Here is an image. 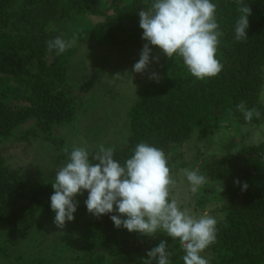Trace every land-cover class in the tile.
<instances>
[{
	"label": "trees",
	"instance_id": "obj_1",
	"mask_svg": "<svg viewBox=\"0 0 264 264\" xmlns=\"http://www.w3.org/2000/svg\"><path fill=\"white\" fill-rule=\"evenodd\" d=\"M127 1L0 0V258L5 264H56L62 259L69 260L65 264L138 262L140 234L116 228L110 219L115 211L100 217L91 215L81 195L74 198L79 206L76 213L91 217L75 219L81 243L77 253L68 242L57 241L49 260L32 258L29 250L40 238L36 230L39 215L46 214L51 223L54 220L50 208L54 190L31 184L7 164L1 151L9 139L19 136L22 142L31 144L42 137L57 150L55 162H67L65 149H71L55 140L53 132L75 118V94L66 83L69 59L75 52L71 48L59 56L49 52L47 42L64 37L65 30L50 34L46 28L53 19L70 24L80 23L82 17L89 21L94 17L114 19L115 26L97 23L82 30L79 41L105 45L120 53L143 47L147 41L141 38L139 11L147 10L151 1L142 4L130 0L122 6ZM214 2L222 32L216 53L222 71L214 78L198 81L179 58L170 60L163 55L160 81L143 85L127 112L126 143L106 147L113 148L114 158L121 162L140 142L162 149L175 185L185 168L205 175L207 182L194 193V206L201 213L214 207L209 213L218 220L217 239L205 250L213 258L212 264H264V141L225 156H204L200 147L230 120H237L243 127L264 124L260 102L264 84V0H244L251 14L248 38L242 42L234 39L240 5L236 0ZM151 47L152 54H162ZM242 102L246 109L259 111L260 117L246 122L237 109ZM237 180L247 184L245 191ZM174 248L177 252L172 264H183L184 252L178 240ZM64 253L70 256L64 257Z\"/></svg>",
	"mask_w": 264,
	"mask_h": 264
},
{
	"label": "clouds",
	"instance_id": "obj_2",
	"mask_svg": "<svg viewBox=\"0 0 264 264\" xmlns=\"http://www.w3.org/2000/svg\"><path fill=\"white\" fill-rule=\"evenodd\" d=\"M236 2L240 5V15L234 27V39L242 42L248 38L251 10L244 0ZM216 11L214 0H151L147 10L139 11L141 38L147 43L132 71L144 73L151 62H158L156 57L150 61L151 46H155L170 60L179 58L196 80L216 77L223 69L216 58L222 36ZM77 42L75 34L71 39L57 36L47 42V47L59 56ZM149 79L159 77L152 72ZM237 109L246 122L260 117L259 111L246 109L243 102ZM65 151L68 159L55 173L54 193L50 196V208L58 228L75 219L78 204L74 198L86 190L84 204L91 215L100 217L115 211L117 214L110 219L116 228L148 237L165 233L180 242L183 264H212L213 258L202 253L216 242L218 220L208 214L195 216L171 197L175 180L162 149L140 142L123 162L114 158L113 148L103 145L94 154L85 147ZM183 172L192 193L207 182V177L197 170L185 168ZM236 183L241 191L247 189L246 183L239 180ZM168 249L166 242L161 241L147 252L141 264H172Z\"/></svg>",
	"mask_w": 264,
	"mask_h": 264
},
{
	"label": "rangeland",
	"instance_id": "obj_3",
	"mask_svg": "<svg viewBox=\"0 0 264 264\" xmlns=\"http://www.w3.org/2000/svg\"><path fill=\"white\" fill-rule=\"evenodd\" d=\"M142 4H147L151 0H139ZM130 0L122 6H127ZM103 23L105 26H115L117 21L103 20L94 17L89 21L88 18H81L80 23L70 24L62 22L59 19L50 21L46 31L54 33L57 30H65V39H71L73 34L78 37L82 30L93 27L94 24ZM133 40V38H132ZM143 47L131 48L128 52L120 53L108 49L105 45H97L92 42L82 43L79 41L71 49L75 54L69 59L67 66L66 83L73 89L75 94L74 101L76 105L75 118L71 123L57 126L54 128L53 138L61 141L63 147L72 149L74 147H85L89 151L99 149L101 145L122 146L126 143L129 134L127 125V112L134 104L139 89L145 84H154L160 81L161 61L163 54H150L156 57L158 62H151L149 68L144 73H135L132 71L133 65L138 62ZM161 60V61H160ZM155 72L159 79L151 80L149 75ZM260 102L264 106V84L261 90ZM9 139L1 146L3 156L7 164L23 176L31 184H41L52 187L55 179V173L64 162H55L54 157L57 150L48 142L40 139L26 144L19 139ZM264 141V124L259 127H243L233 119L225 122L219 130L208 137L202 146L204 156H225L235 154L243 146L258 144ZM54 190V189H53ZM81 196L87 199V191H83ZM171 197L176 199L182 207H186L195 216L208 214L214 210V207L201 213L195 209L194 193L189 191V184L184 175H179L178 183L171 189ZM83 206V205H82ZM79 206H77L78 209ZM75 219L84 220L91 215L81 216L74 213ZM72 222H67L64 228H58L54 220L52 223L47 219L46 214L41 213L37 220V236L40 237L34 248H30L33 254L32 258H44L49 260L57 241H66L77 253L81 243L77 237V230ZM0 231L1 228H0ZM3 236L5 232H1ZM43 241V237H45ZM8 237V236H7ZM161 241H165L171 259L175 256L177 250L174 243L165 233H157L154 237L140 235L139 245L141 253L137 264H141L142 258H147L149 250L156 247ZM74 242V244H73ZM21 244V243H20ZM180 244V242H179ZM11 245V243H10ZM182 248V246L180 245ZM38 251V252H37ZM209 256L208 253H202ZM64 257H69L67 253ZM69 263V260H59L56 264ZM0 264H5L0 258Z\"/></svg>",
	"mask_w": 264,
	"mask_h": 264
}]
</instances>
